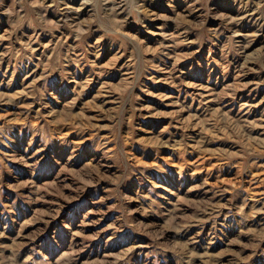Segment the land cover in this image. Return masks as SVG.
Returning <instances> with one entry per match:
<instances>
[{"label": "rangeland", "instance_id": "rangeland-1", "mask_svg": "<svg viewBox=\"0 0 264 264\" xmlns=\"http://www.w3.org/2000/svg\"><path fill=\"white\" fill-rule=\"evenodd\" d=\"M263 20L0 0V264H264Z\"/></svg>", "mask_w": 264, "mask_h": 264}, {"label": "bare ground", "instance_id": "bare-ground-1", "mask_svg": "<svg viewBox=\"0 0 264 264\" xmlns=\"http://www.w3.org/2000/svg\"><path fill=\"white\" fill-rule=\"evenodd\" d=\"M254 7V6H253ZM259 19V18H258ZM264 21V20H263Z\"/></svg>", "mask_w": 264, "mask_h": 264}]
</instances>
